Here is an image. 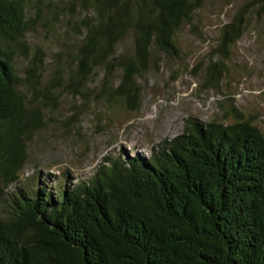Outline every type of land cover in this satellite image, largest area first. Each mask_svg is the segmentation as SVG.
Instances as JSON below:
<instances>
[{
  "label": "trees",
  "instance_id": "16d2710c",
  "mask_svg": "<svg viewBox=\"0 0 264 264\" xmlns=\"http://www.w3.org/2000/svg\"><path fill=\"white\" fill-rule=\"evenodd\" d=\"M205 2L0 0V264H264V133L239 116L188 118L150 155L104 157L72 185L38 171L20 180L63 95L136 110L137 79L158 53L176 55L181 31L199 32ZM261 17L264 0L239 5L220 52ZM61 25L73 33L69 61L46 73L31 36Z\"/></svg>",
  "mask_w": 264,
  "mask_h": 264
},
{
  "label": "rangeland",
  "instance_id": "374dc122",
  "mask_svg": "<svg viewBox=\"0 0 264 264\" xmlns=\"http://www.w3.org/2000/svg\"><path fill=\"white\" fill-rule=\"evenodd\" d=\"M245 1L206 0L200 34L185 28L178 34L176 55L158 53V68L137 79L136 110L119 105L108 109L91 97L86 108L79 97L63 95L58 107L47 111L44 127L31 137L20 180L26 183L38 171L56 175L49 185H72L91 175L104 157L150 155L155 146L181 134L188 118L230 124L239 116L264 133V17L251 18L227 53L217 48L220 27ZM72 35L62 25L51 32L40 28L31 36L29 54L37 46L39 68L50 73L55 62L68 63ZM125 48H130L128 39L120 51Z\"/></svg>",
  "mask_w": 264,
  "mask_h": 264
}]
</instances>
